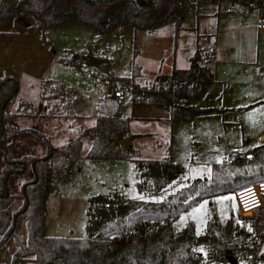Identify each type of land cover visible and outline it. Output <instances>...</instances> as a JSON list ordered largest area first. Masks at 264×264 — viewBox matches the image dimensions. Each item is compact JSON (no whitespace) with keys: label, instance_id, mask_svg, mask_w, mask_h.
<instances>
[{"label":"rangeland","instance_id":"obj_1","mask_svg":"<svg viewBox=\"0 0 264 264\" xmlns=\"http://www.w3.org/2000/svg\"><path fill=\"white\" fill-rule=\"evenodd\" d=\"M4 1L11 5L18 2ZM180 14L182 20L177 31L173 24L150 30L123 25L106 33L82 22H67L44 30L33 28L29 32L22 23L14 27L10 22L0 27V77L8 76L18 82L9 109L18 113L17 123L36 127L45 135L59 127L63 133L50 137L53 145H58L63 137H75V127L86 126L103 97L116 89L125 94L120 112L124 108L136 117L169 116L167 107L131 104L123 81L113 88V75L130 76L137 66L139 74L134 80L140 85L148 84L156 75L170 73L173 67L188 68L190 57L198 50L200 62L214 76L213 82L205 84L187 101L190 105L214 109L210 115L169 125L155 119L134 121L131 125V131L145 133L133 143L139 157L179 162L185 168L179 179L159 192L147 193L136 187L138 169L133 160L84 159V170L72 168L66 181L53 182L52 176L48 181L45 235L83 236L89 198L94 195L117 192L124 199L157 202L185 186L192 176H210L212 165L234 158L233 147L251 150L264 144V138L260 140L264 136V31L258 29L259 23L264 22V8L240 0H180ZM90 57L108 62L93 67L88 62ZM49 80L73 88L79 96L77 108L69 92L43 102L42 88L45 87V92L56 88ZM49 111L55 114L50 116ZM79 113L87 115L86 119H80ZM89 145L90 139L83 137V149ZM43 151L40 142L25 136L16 141L9 156L39 155ZM3 156L0 148V171ZM176 185L180 188L171 190ZM20 200L15 199L11 208L17 207ZM213 200L221 216L231 217L239 227L251 229L252 218L237 215L234 192L216 195ZM209 203V199H203L181 212L172 222L173 229L178 231L192 222L195 233L202 234L210 213ZM18 232L27 233L26 219L20 221ZM213 251L210 247L199 250L202 254L199 264H214ZM0 260H11L8 249L0 251ZM19 264L37 263L25 260Z\"/></svg>","mask_w":264,"mask_h":264},{"label":"trees","instance_id":"obj_2","mask_svg":"<svg viewBox=\"0 0 264 264\" xmlns=\"http://www.w3.org/2000/svg\"><path fill=\"white\" fill-rule=\"evenodd\" d=\"M240 1L254 7L264 6V0ZM181 20L180 0H18L15 5L0 0V27L11 22L14 27L22 23L25 29L44 30L67 22H82L99 33H106L123 25L150 30L173 24L177 31ZM137 74L139 67L135 66L130 76L113 75L114 87L123 81L131 104L167 107L169 116L162 119L166 124L196 119L214 111L185 103L187 98L201 91L203 84L214 80L209 67L200 62L198 50L190 57L188 68L173 67L170 73L158 74L148 84H138L134 80ZM49 82L56 88L48 92L42 88L43 102L69 92L77 108L79 96L73 88L55 80ZM17 90L15 78L0 77V148L4 153L0 171V251L8 249L11 253V260H0V264H19L25 260L37 264H199L202 254L195 249L197 246L211 247L213 262L228 260L229 256L236 259L239 251L250 250L246 242L250 230L239 227L231 217L219 221L212 200L210 217L202 234L195 233L192 222L178 231L173 229L172 222L203 199L233 193L240 187L264 180V144L248 150L252 153L251 159L235 155L212 165L209 177L194 178L157 202L122 200L117 192L94 195L89 198L83 236L45 235L43 219L48 176L54 181L68 179L71 161L81 157L83 136L91 141L86 158L133 160L138 169L136 187L140 191H161L183 174L184 167L169 158H140L138 149L121 142L129 135L130 117L120 115V104L113 93L103 97L92 126L82 129L79 136L69 139L64 146L55 147L38 128L17 124V114L9 110ZM54 114L48 112L50 116ZM25 136L40 142L43 153L10 157L16 141ZM17 198L21 199L20 204L11 208ZM22 219H26V234L18 232ZM252 221L251 230L258 238H264V206L256 211ZM235 264H239L238 261Z\"/></svg>","mask_w":264,"mask_h":264},{"label":"built area","instance_id":"obj_3","mask_svg":"<svg viewBox=\"0 0 264 264\" xmlns=\"http://www.w3.org/2000/svg\"><path fill=\"white\" fill-rule=\"evenodd\" d=\"M258 28L264 29V22L259 23ZM118 104H122L125 99V94L122 90L116 89L113 92ZM232 153L238 156H243L246 159L252 158V153L247 152L238 147L231 149ZM234 197L237 205V215L251 218L256 211L264 206V181L255 182L249 186H243L234 191ZM116 239V237H114ZM246 242L250 245V250L247 252L239 251L236 261L239 264H261V259L264 258L262 251L264 247V238H258L257 235L250 229V236ZM197 250V247H195ZM245 253V254H244ZM242 254V255H241ZM214 264H232L228 260L214 261Z\"/></svg>","mask_w":264,"mask_h":264},{"label":"crops","instance_id":"obj_4","mask_svg":"<svg viewBox=\"0 0 264 264\" xmlns=\"http://www.w3.org/2000/svg\"><path fill=\"white\" fill-rule=\"evenodd\" d=\"M226 1H228V0H226ZM254 7V6H253ZM258 8H264V6H262V7H258ZM222 22H224L225 21V19H222L221 20ZM36 29V28H35ZM259 29V28H258ZM260 30V29H259ZM29 31H31V29H29L28 31H26V32H29ZM260 31H264V29L263 30H260ZM18 33V32H17ZM20 33H22V31L20 32ZM207 84V83H206ZM205 84H203V86H204ZM203 86H202V88H203ZM113 88H114V85H113ZM202 90V89H201ZM193 98V97H192ZM188 99H190V98H187L186 100H185V103L187 104V101H188ZM102 101V100H101ZM100 101V102H101ZM100 104V103H99ZM144 105V104H143ZM99 106V105H98ZM98 106H97V111H96V114L94 115V116H91V117H89L88 118V121H87V125L86 126H84L83 125V127H82V129H84V128H87V127H90V126H92L93 124H94V122H95V120H96V118H97V116H98V114H99V112H98ZM152 106H159V105H152ZM40 107H41V104H40ZM11 112H13V113H16V112H14V111H12L11 109H9ZM120 113V115H123V116H128V117H130V120H129V135L126 137V138H129L130 139V144L133 146V143L136 141V140H138L139 138H141L145 133H143V132H139V131H131V125L133 124V122L134 121H141V120H145V119H155V120H161V122L162 123H165V122H163L162 121V119H164V117H158V118H156V117H151V118H146V117H136V116H134V115H132V113H127V111H125V109L123 108V109H121V112H119ZM213 113V112H212ZM17 115H16V120H18V113H16ZM37 114H40L39 112L37 113ZM211 114V113H210ZM210 114H208V115H210ZM78 116H79V118L80 119H86V116L87 115H82V114H78ZM207 116V115H206ZM54 119H58V118H52V120H54ZM16 122H18V121H16ZM45 122H47V120L45 121ZM19 126H22L21 124H19V123H17ZM46 124V123H45ZM68 124V126H70L71 125V123H67ZM66 124V125H67ZM55 125H58V123H56V124H54V126ZM167 125H169V124H167ZM23 127H29V126H23ZM82 129H80V127H78V128H76L75 127V133H76V136L75 137H77V136H79L80 135V133H81V130ZM66 130H68V128H67V126H66ZM45 133V132H44ZM63 132L61 131V129H59V127L57 128V129H55L54 131L52 130L51 131V133H50V135H48V134H46V136H48L49 137V139H50V137L51 136H55V135H59V137H60V135L62 134ZM75 137H73V138H75ZM83 137H86V136H83ZM83 137H82V149H81V152H82V154H81V157H79V158H76V159H73L72 161H71V164H70V166H69V168H68V173L72 170V168H74V169H76V170H78V171H81V170H84V167H82V164H84L83 163V161H84V159H87L86 157H85V155H86V153H87V151H88V149L90 148V145L88 146V148L86 149V150H84L83 149ZM264 138V136L263 135H261L260 136V140L261 141H263L262 139ZM69 139H71V138H69V137H63V138H61L60 139V141H59V144L58 145H53V146H55V147H61V146H64L67 142H68V140ZM51 142V141H50ZM90 143H91V141H90ZM263 144V143H262ZM242 149V148H241ZM169 150V149H168ZM246 151H248V150H246ZM168 152H170V151H168ZM40 154H42V153H40ZM39 154V155H40ZM172 161V160H171ZM82 162V163H81ZM173 162H177V161H173ZM179 163V162H178ZM184 170H185V168H184ZM198 176H192V177H190L189 179H188V181H187V183L189 182V181H191L192 179H194V178H197ZM204 177H209V176H204ZM177 179H179V178H177ZM177 179H175V180H173V181H176ZM51 181V175H49L48 176V181ZM173 181H171L170 183H173ZM53 182H57V181H53ZM170 183H168V184H170ZM47 186H48V183H47ZM184 186V185H183ZM180 187H182V186H180ZM179 187V185H176V186H174L171 190H175V189H178V188H180ZM47 194H48V187H47ZM121 199L122 200H129V199H124V198H122L121 197ZM208 199V198H207ZM209 200H212L213 202H214V200H213V198H211V199H209ZM214 207H215V212H216V215H217V218H218V220L219 221H224V220H226L227 218H229L228 216H226V215H220V213H219V211H218V208L216 207V205H215V203H214ZM255 215V214H254ZM253 215V216H254ZM252 216V217H253ZM209 217H210V213H209ZM209 217L207 218V220L209 219ZM251 217V218H252ZM207 220H206V222H207ZM174 222V221H173ZM207 247H209V246H206V245H201V246H197V250H201L202 248H204V249H206ZM211 248V247H210Z\"/></svg>","mask_w":264,"mask_h":264},{"label":"water","instance_id":"obj_5","mask_svg":"<svg viewBox=\"0 0 264 264\" xmlns=\"http://www.w3.org/2000/svg\"><path fill=\"white\" fill-rule=\"evenodd\" d=\"M88 62L91 66L98 68L101 66V64L107 63L108 61L106 59H99V58L90 57L88 59ZM121 142L125 143L127 146L130 145V139L129 138L122 139ZM228 261L231 262L232 264L236 263V259L232 256L228 257Z\"/></svg>","mask_w":264,"mask_h":264}]
</instances>
